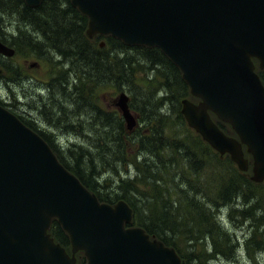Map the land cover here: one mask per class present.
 <instances>
[{"label": "water", "instance_id": "95a60500", "mask_svg": "<svg viewBox=\"0 0 264 264\" xmlns=\"http://www.w3.org/2000/svg\"><path fill=\"white\" fill-rule=\"evenodd\" d=\"M30 8L43 0H23ZM87 16L85 36L158 48L181 72L196 103L181 114L201 140L238 171L264 183V0H70ZM0 55L14 50L0 41ZM2 71L0 69V76ZM124 93L115 100L128 131L136 120ZM210 114L236 137L224 134ZM251 168H249V162ZM57 219L71 255L47 233ZM124 201L101 204L57 160L47 143L0 106V264H180L173 248L142 228H125Z\"/></svg>", "mask_w": 264, "mask_h": 264}, {"label": "rangeland", "instance_id": "374dc122", "mask_svg": "<svg viewBox=\"0 0 264 264\" xmlns=\"http://www.w3.org/2000/svg\"><path fill=\"white\" fill-rule=\"evenodd\" d=\"M62 3L66 5L64 1ZM4 6V10L10 11L0 9V40L13 48L15 55L12 58L0 55V68L3 69V75L0 76V104L19 117L30 116L46 134V139L68 162L71 160L69 150H73V147H81L90 152L96 161L94 165H97L95 179L98 181L97 191L100 195H108L110 198L120 195L121 181L132 182L139 174L136 166L139 167V163L145 159L143 163L151 164L160 174L163 179L162 192L169 194L173 204L181 205L183 210H189L191 217L195 216L192 208L194 200L205 204V208L213 217L211 219L215 222L216 232H213L212 236H198V240L194 241L196 257L190 264H264V184L254 185L262 188L248 189L244 186L241 188L242 194L250 197L252 203L257 204L258 201L260 204L251 211L249 219L230 210L248 207L249 202L246 204L240 197L238 201L235 199L231 207L224 204L214 205L220 187L219 178L223 181L224 178L234 177L239 172L227 156L220 160L207 144L208 149L203 147L199 136L187 127L180 114V104L176 101L179 96L178 89L173 85L176 83L170 80L173 84L165 87L164 81L158 75L166 74L163 69L157 72L153 69L154 66L141 62L139 72L135 73L131 83L125 82L121 83L122 85L111 83L99 88L94 86L92 89L93 86L88 80L82 77L79 81L74 79V74L78 72L75 69L89 70L94 65L89 55L82 61L77 60V53L81 52L79 42H84L87 54L96 52L100 56H107L109 48L106 46L105 37L97 36L91 44L83 36L73 37L69 42H65L61 36L48 35L50 44L66 48L72 54L63 57L56 49H50L52 45H43L45 37L11 11L14 9L12 3H6ZM80 16L82 15L77 18L70 17L67 24L64 21H59L60 23L56 25L53 23L50 28L54 30L62 26L68 29V32H73L77 27L83 34L85 27L79 28L83 24L78 19ZM55 17L58 18V13ZM26 39L32 44L42 43L36 44L39 50L28 47ZM117 56L122 57L120 53ZM73 63L75 66L70 71L69 67ZM171 86L173 87L170 88ZM74 87L85 96L86 104L76 103L75 98L78 95L75 96ZM121 93L129 98L134 96V107L129 106V110L136 118L137 124L132 131L127 130L132 138L125 141L128 151L124 162L113 161L112 156H106L102 160L97 155L99 149L96 145L104 141L103 131L106 129L103 126H106L108 116L111 118L113 114L123 121L114 105ZM143 98H146L145 101ZM187 100L196 103L198 99L188 97ZM90 104L102 113L103 116L99 120ZM142 112L147 113V116H142ZM210 117L215 121L211 114ZM217 122L221 123L218 120ZM154 128L162 130L161 134L159 133L161 150L156 154L144 152L137 154L138 141L150 137L154 133L152 132ZM169 140L176 142L177 145L168 144ZM102 150L106 152V149ZM187 152H192L197 158L200 156L203 161V167L196 180L204 189L202 191L193 190L192 163L195 168L198 163L186 158ZM85 161L84 164H87ZM251 166L249 164V167ZM150 182L144 178L137 182L140 190L145 191L144 194L149 197L156 194ZM200 182L202 184H199ZM131 196L133 200L136 198L138 203L139 200H143L140 191ZM118 200L124 201L123 198ZM150 203L154 205V199L151 198ZM146 210L147 208L144 209ZM160 211V205H156L153 214H150L157 220L160 218ZM181 221L184 226L180 227L178 232L180 237H177L175 242L180 251L187 255L188 250H191L187 249V246L188 244L192 246V243L188 242L186 237L188 221L186 219Z\"/></svg>", "mask_w": 264, "mask_h": 264}, {"label": "trees", "instance_id": "16d2710c", "mask_svg": "<svg viewBox=\"0 0 264 264\" xmlns=\"http://www.w3.org/2000/svg\"><path fill=\"white\" fill-rule=\"evenodd\" d=\"M62 1L65 2V6L63 5ZM6 3H12L14 9H12L11 11L15 12L21 21H24L28 23V25H31L34 30L40 32L41 35L45 37V43L43 44L44 46L45 44H48L49 46L52 45L50 44L48 35L61 36L62 40L65 42H69L71 39H73V37L78 38L83 36L82 32L77 27L75 31L73 30V32H68V29L62 26L55 28L54 30L50 28V25L53 23L56 25V23L64 21V23L67 24L70 17L73 16L74 18H77V16L80 15L78 11L71 6L69 0L44 1L42 5L37 9H30L24 6L22 0H0V9L2 11H10L4 10L5 8H3V6H6ZM57 13L58 18L55 17ZM78 19L81 23H83L79 28H84L86 26L87 19L82 16H80ZM25 42L28 47H32V50H35L37 48L36 51L39 50L36 44H42L40 42L32 44L28 39H26ZM88 43L91 42L88 41ZM79 45L81 46V52L77 53V60L82 61L84 60L86 55H89V58L92 59L94 65L91 66V68L89 67V70H83L80 68L75 69V71L78 72L74 74V79H77V81H79V79L82 77L83 79L88 80L89 84L93 86L92 89L94 88V86L96 88H99L111 83H116L118 85H122L121 83L125 82L127 84L131 83L135 73L139 72V64L141 62H145L148 65L154 66L153 69L157 72H159L160 69H163L166 72V74H158L162 78V81H164L165 87H167L168 84H173L170 80L176 83V85H173L178 89L179 96L176 100L178 104H180L181 99L188 98V87L183 82L179 70L156 48L127 47L117 39L106 37V46L109 48V53L107 54V56H100L96 52L87 54L84 49V42H79ZM52 48L56 49L60 54H62L63 57H69L70 55H72L68 49L60 48L56 44H53L50 49ZM118 53L122 55L121 58H118ZM133 55H136V57L134 58ZM73 66H75L74 63L69 67L70 71H72ZM257 74L262 84L264 85V70H258ZM172 87L173 86H171L170 88ZM73 90H76L75 96L78 95V97L75 98L76 103L86 104L85 96L79 93L76 87H74ZM145 99L146 98H143L142 100L145 101ZM134 102V96L130 97V108L134 107ZM90 106L92 107L93 112L97 114V120H99L103 116L102 113L99 110H96L92 104H90ZM151 113L152 110L149 111V114ZM141 115L147 116V113L143 114L142 112ZM18 118H20V120L27 127L35 130V132L37 131L35 123L33 124V122L25 119L24 117L22 118L18 116ZM215 123L226 134L234 136L233 132L228 126L219 123L216 120ZM103 128L106 129V131H103L104 141L102 140L101 142L97 143L96 148L99 149L97 155L100 156L102 160L106 156H112L113 161L124 162L128 151L127 146H125V141L127 142V140H131L132 135H129L131 133L127 132L124 122L121 121L119 117H114L113 114H111V118H109V116L107 117L106 126H103ZM37 132H39L40 137H42L50 146L59 162L68 171L74 174L83 186L94 193L99 202L113 205L117 201H119V198H123V200L130 206L133 212L132 225L144 229L150 237L161 241L165 246L174 248L181 259V264H190V262H192L196 257L194 241H196L198 236H212V233L216 232L215 222H213V220L211 219L212 216L211 214H209V210L205 208V204L201 203L200 201L194 200L192 205V208L195 212L194 217H191V212L189 210H183L181 205L173 204L171 202L172 200L169 194L167 192H162L164 188L161 187V181H163V179L161 178L160 174L157 170H155V168L151 166V164L143 163L145 159L142 163H139V167L136 166V170L139 171V174L134 177L133 181L125 182L122 180L120 186V195H117L114 198H110L108 195H100L97 191L98 181L95 179V170L97 165H94L96 161L94 160V157L90 152L84 150L81 147H73V150H69L71 160L70 162H68L65 158L62 157V155H60L53 144L46 139V134H42L43 132L41 130ZM152 132L154 133L150 137L141 138L138 141L139 147L136 150L137 154H142L143 152L146 154H156L161 150L159 133L161 134L162 130L154 128ZM201 143L203 147L208 149L207 145L204 144L202 140ZM168 144L177 145L176 142L170 140L168 141ZM102 149H106V152ZM130 149L133 150V147H131ZM74 155H76L75 158ZM185 157L192 162L197 161L198 163V166L196 168L192 163V176L194 179L193 190L195 192L197 190H204L196 183V180L200 175L201 168L203 167V161L201 160L200 156L199 158H197L192 152H187L185 154ZM84 160L87 161H85V163L87 164H84ZM100 163H102L101 159ZM141 178L151 181L150 186L153 190H155V195L149 197L148 195L144 194L146 193L145 191L140 190L137 182L140 181ZM219 183L220 187L218 192L216 193L214 205L217 206L224 204L225 206L229 205L231 207V205H234L235 199H237L238 201V197H240L246 204L249 202L248 207L242 209L231 208L230 210L232 211V213H237L238 215L249 219L252 215L251 211H254L257 208L256 206H259L260 204L258 201L257 204L252 203L250 197L242 194L241 188L243 186L247 187L248 189L262 188V186H254L262 184L252 183L241 172L236 173L234 177L224 178L223 181L222 178H219ZM199 184H202V182H200ZM138 191H140L143 199H138L140 204L137 202L136 198L133 200L131 196L134 193H138ZM164 193H166V196H164ZM151 198L154 199V205H151L150 203ZM156 205H160L161 208V215L157 220L151 216V214H153L152 211ZM146 208L147 210L144 211V209ZM182 219H186L188 221L186 237L188 242L192 243V246L191 244H188L187 246V249H191L188 250L189 254L187 255L180 251L175 242L176 238L180 237V235L178 234V232L180 231V227L184 226V224H182L183 222L181 221ZM50 234L55 242L59 243L63 248L69 251V237L57 224L56 221L52 222ZM76 259L78 264H85V258L82 253L76 254Z\"/></svg>", "mask_w": 264, "mask_h": 264}, {"label": "flooded vegetation", "instance_id": "af4514ba", "mask_svg": "<svg viewBox=\"0 0 264 264\" xmlns=\"http://www.w3.org/2000/svg\"><path fill=\"white\" fill-rule=\"evenodd\" d=\"M24 118L29 120V121H31V122H33V124L35 123V121L33 119H31L30 116H26ZM35 125H36V129H38L37 131L41 130L43 132V130L41 128H39L36 123H35ZM43 134H45V133L43 132Z\"/></svg>", "mask_w": 264, "mask_h": 264}, {"label": "bare ground", "instance_id": "6f19581e", "mask_svg": "<svg viewBox=\"0 0 264 264\" xmlns=\"http://www.w3.org/2000/svg\"><path fill=\"white\" fill-rule=\"evenodd\" d=\"M52 78V77H51Z\"/></svg>", "mask_w": 264, "mask_h": 264}]
</instances>
